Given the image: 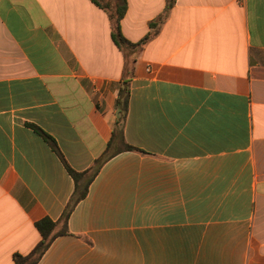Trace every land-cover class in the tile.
<instances>
[{
  "label": "crops",
  "instance_id": "1",
  "mask_svg": "<svg viewBox=\"0 0 264 264\" xmlns=\"http://www.w3.org/2000/svg\"><path fill=\"white\" fill-rule=\"evenodd\" d=\"M112 30L92 0H0V264L75 190L34 126L78 172L111 141L126 71ZM121 30L153 33L128 74L139 150L101 166L36 264H264V0H127Z\"/></svg>",
  "mask_w": 264,
  "mask_h": 264
},
{
  "label": "trees",
  "instance_id": "2",
  "mask_svg": "<svg viewBox=\"0 0 264 264\" xmlns=\"http://www.w3.org/2000/svg\"><path fill=\"white\" fill-rule=\"evenodd\" d=\"M99 7L106 9L109 12L113 30L112 38L115 44L125 53L126 67L125 78L123 85L119 91L116 101L117 120L113 136L109 142L103 155L95 162L94 166L84 172L74 170L62 156L55 139L41 128L34 126L35 130L41 134L52 148L61 156L67 170L75 181V190L68 202L61 220L54 221L49 217H45L36 223L42 238L36 247L27 255L15 253L13 256L14 264H36L45 254L46 250L50 247L53 240L58 235L68 234V219L75 208V206L87 196L89 187L97 176L101 166L111 157L121 151L126 150H139L138 148L128 144L124 136V123L129 110L131 85L130 78H128L129 70H131L136 61V54L143 48L144 44L152 37L153 33H149L145 38L138 42L128 40L122 33L121 20L123 19L126 9L127 0H92ZM163 20L162 18L159 21ZM157 22H152L151 27L155 28ZM62 223L61 229L57 230L58 225Z\"/></svg>",
  "mask_w": 264,
  "mask_h": 264
}]
</instances>
